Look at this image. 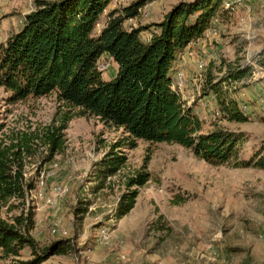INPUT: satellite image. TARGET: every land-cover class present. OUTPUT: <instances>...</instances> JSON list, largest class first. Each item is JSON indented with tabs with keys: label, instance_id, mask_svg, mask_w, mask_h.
<instances>
[{
	"label": "rangeland",
	"instance_id": "374dc122",
	"mask_svg": "<svg viewBox=\"0 0 264 264\" xmlns=\"http://www.w3.org/2000/svg\"><path fill=\"white\" fill-rule=\"evenodd\" d=\"M133 1L114 0L108 10ZM179 1L148 2L125 27L156 22ZM33 6L34 0H0V41ZM222 23L217 40L193 49L196 61L191 78L182 67L186 78L182 95L203 120L204 132L216 127L243 132L240 156L249 158L264 140V72L229 85L235 89L232 97L247 105L249 115L245 122H230L219 118L217 96L209 90L208 68L201 71L198 62L203 58L209 66L214 63L212 75L221 77L225 70L220 71L219 64L235 59L240 44L253 51L240 56H246L245 64L254 60V49L264 44V0L236 4L225 31ZM149 33L143 32L146 37ZM106 62L103 76L110 80L117 67L112 59ZM253 68L259 70L258 65ZM77 112L60 102L56 93L13 102L10 92L0 87V144L19 153L13 170L21 168L26 189L23 198L0 201V216L13 222L33 209L31 234L39 248L61 239L70 241L66 253L55 254L44 264H264V170L212 165L177 143L139 140L135 148H129L123 128ZM65 114L72 118L61 130L63 149L52 153L47 137L59 129ZM113 150L125 155L126 162L116 174L105 176L102 161ZM139 172L149 173V180L138 187L135 207L118 218L119 198L137 189L129 185V179ZM42 174L45 187L41 190ZM78 207L87 209L82 219L76 213ZM31 257L29 247L20 256L0 251V264Z\"/></svg>",
	"mask_w": 264,
	"mask_h": 264
},
{
	"label": "trees",
	"instance_id": "16d2710c",
	"mask_svg": "<svg viewBox=\"0 0 264 264\" xmlns=\"http://www.w3.org/2000/svg\"><path fill=\"white\" fill-rule=\"evenodd\" d=\"M151 1L135 0L108 10L113 0H34L33 8L18 19L17 28L0 41V87L10 92L13 102L56 93L65 106L78 109L76 115L94 116L123 128L129 148H135L139 140L177 143L212 165L264 170V140L249 158H242L240 145L245 134L222 127L204 132L203 120L174 87L173 68L188 46L204 37L214 18L225 21L232 11L223 7V0H181L159 22L125 27V22L138 17ZM106 11L107 20L101 25ZM144 31H150L149 40L142 34ZM260 55V62L264 63V51ZM106 58L118 65L110 80L98 68ZM213 66L214 63L208 66L207 80L209 90L217 96L219 118L230 122L249 120L232 97L235 89L229 85L233 87L248 76L252 67L223 59L218 68L225 70V75L215 77ZM71 118L65 114L59 129L48 135L52 153L63 149L61 130ZM2 128L0 124V133ZM12 149L0 144L1 202L26 195L21 168L13 170L19 153ZM102 162L105 167L101 171L112 176L126 162V156L113 150ZM148 180L147 172L129 179V185L137 189L126 191L119 198L118 218L135 207L138 187ZM86 210L78 207L80 219ZM34 217L33 209L16 216L13 222L0 216V251L20 256L29 247L32 252L29 259L4 264H44L51 256L70 248V241L64 239L39 248L31 234Z\"/></svg>",
	"mask_w": 264,
	"mask_h": 264
},
{
	"label": "built area",
	"instance_id": "2783aa9c",
	"mask_svg": "<svg viewBox=\"0 0 264 264\" xmlns=\"http://www.w3.org/2000/svg\"><path fill=\"white\" fill-rule=\"evenodd\" d=\"M243 2H244V0H223L222 5H223V7L225 9L234 11L235 10V5L236 4H241ZM142 10H143V8L140 10L141 13H142ZM146 14H147V12H146ZM220 22L221 21L217 17L212 20V22L210 23V25L208 26V28L206 29V31L204 33V37L202 38L203 42H207L208 43V42H210V40H212V39L214 40V39L217 38V36L220 33V28H219ZM144 37L147 40H149L151 38V33H149L147 35V37L146 36H144ZM248 63L249 64H245V65L251 66L252 68L256 66L255 65V63H256L255 60H249ZM108 65H109L108 62H104L103 60H101L99 62L98 68H99V70L101 72L104 73L106 71V69L108 68ZM207 65H208V62L205 59H203V58L198 62V68L201 71H203L205 69L207 70V68L209 66V65L208 66ZM175 75H176V77H174V87L182 94L184 86H185V83H186L185 73H184L183 69L179 68ZM239 107L245 114L248 113V107H247L246 104L239 103ZM193 110H194V112L196 111L194 108H193ZM39 187L41 188V190L45 187L44 174H42V176H41V179H40V182H39ZM50 202L52 203L53 201H50ZM57 230H58L57 228H54V229H52V232L57 234Z\"/></svg>",
	"mask_w": 264,
	"mask_h": 264
},
{
	"label": "crops",
	"instance_id": "0c3cea01",
	"mask_svg": "<svg viewBox=\"0 0 264 264\" xmlns=\"http://www.w3.org/2000/svg\"><path fill=\"white\" fill-rule=\"evenodd\" d=\"M188 1H191V0H188ZM112 5V4H111ZM110 5V6H111ZM168 12V11H167ZM166 12V13H167ZM163 19V18H162ZM162 19H159V20H155L156 22H159V21H161ZM229 20V18L226 20V21H222L223 23H222V28H223V31H225V29H226V23H227V21ZM144 32H146V31H144ZM229 33H230V31H229ZM143 34V33H142ZM144 35V34H143ZM201 44H203V39H199V40H197V41H194L193 43H191L190 44V46H188V48L186 49V51L184 52V54H183V56H182V59L174 66V68H173V71H172V75L174 76L175 75V70L178 68L179 69V67H181V69H182V67H185V69H186V73H187V76H190V78H191V74H192V71H195V59H196V54H194V52H193V49L195 48V46H197V45H201ZM260 47V49H254L255 51H254V53H252V55H255L254 56V60H255V65H258V68H259V70H257V69H255V71H254V68H253V70L251 71V73H249L248 74V76H251V75H253V73L255 74L256 73V71L257 72H264V63H262V62H260V58H261V55H260V53L262 52V51H264V44L263 45H259ZM241 47H243V45L242 44H240L239 46H237V50H238V53H237V57L235 58V59H233V60H231V61H233V62H235V65H241V66H243V65H245V61H246V59H245V57H240V56H244V55H242L243 53L245 54V52L246 51H248L249 53H251V52H253V51H251V47L249 46V45H247V46H244L242 49H241ZM193 52V53H192ZM244 58V59H243ZM226 60V59H225ZM227 61V60H226ZM231 61H227V62H231ZM115 64H116V67H117V70H118V65H117V63L115 62ZM117 73V72H116ZM188 80V83H190V84H193L192 82H191V80L190 79H187ZM241 82H243V80H241V81H239L237 84H239V83H241ZM190 86V85H189ZM259 86V85H258ZM260 86H261V83H260ZM235 88H238L237 87V85H235ZM261 89H262V87H260ZM260 88H258V89H260ZM191 90V89H190ZM190 90H189V92H190ZM237 98V97H236ZM238 99V98H237ZM239 102V101H238ZM194 107V106H193Z\"/></svg>",
	"mask_w": 264,
	"mask_h": 264
}]
</instances>
